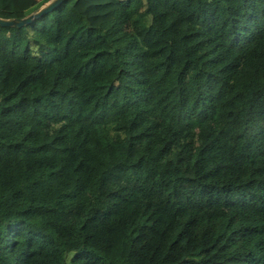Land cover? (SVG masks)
Masks as SVG:
<instances>
[{"label":"trees","instance_id":"obj_1","mask_svg":"<svg viewBox=\"0 0 264 264\" xmlns=\"http://www.w3.org/2000/svg\"><path fill=\"white\" fill-rule=\"evenodd\" d=\"M0 264H264V0L0 25Z\"/></svg>","mask_w":264,"mask_h":264},{"label":"water","instance_id":"obj_2","mask_svg":"<svg viewBox=\"0 0 264 264\" xmlns=\"http://www.w3.org/2000/svg\"><path fill=\"white\" fill-rule=\"evenodd\" d=\"M62 0H46L44 3H42L40 6H38L35 10L27 13L24 16L16 17V18H5L0 17V25H13V26H20L25 23H28L32 19L38 17L44 12H47L48 10L52 9L55 5L60 3Z\"/></svg>","mask_w":264,"mask_h":264},{"label":"rangeland","instance_id":"obj_3","mask_svg":"<svg viewBox=\"0 0 264 264\" xmlns=\"http://www.w3.org/2000/svg\"><path fill=\"white\" fill-rule=\"evenodd\" d=\"M33 47V46H32Z\"/></svg>","mask_w":264,"mask_h":264}]
</instances>
